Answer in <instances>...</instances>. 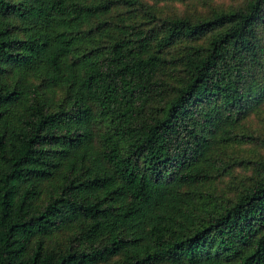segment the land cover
Here are the masks:
<instances>
[{
    "label": "trees",
    "instance_id": "1",
    "mask_svg": "<svg viewBox=\"0 0 264 264\" xmlns=\"http://www.w3.org/2000/svg\"><path fill=\"white\" fill-rule=\"evenodd\" d=\"M0 264H264V0H0Z\"/></svg>",
    "mask_w": 264,
    "mask_h": 264
}]
</instances>
